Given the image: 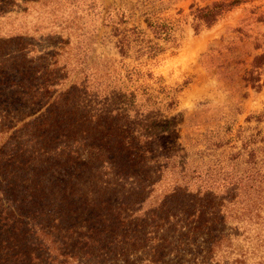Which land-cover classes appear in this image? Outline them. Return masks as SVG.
<instances>
[{"label":"trees","instance_id":"trees-1","mask_svg":"<svg viewBox=\"0 0 264 264\" xmlns=\"http://www.w3.org/2000/svg\"><path fill=\"white\" fill-rule=\"evenodd\" d=\"M237 2L193 4L196 31ZM101 12L0 0V264H264V111L186 149L183 86L124 61L163 54L174 27L110 14L121 65L89 62ZM243 80L264 88V51Z\"/></svg>","mask_w":264,"mask_h":264},{"label":"rangeland","instance_id":"rangeland-1","mask_svg":"<svg viewBox=\"0 0 264 264\" xmlns=\"http://www.w3.org/2000/svg\"><path fill=\"white\" fill-rule=\"evenodd\" d=\"M215 1L234 0H97L102 12L89 62L121 65L110 14L116 21L127 19V27L147 28L150 14L174 27L175 40L166 43L163 54L124 61L150 73V83L163 79L169 87L183 86L170 114L178 117L176 141L195 151L205 149L212 136L229 138L230 128L235 135L240 126H255L257 121L247 122V117L264 111V88L246 86L243 80L254 56L264 51V0H237L212 26L202 25L197 32L191 6Z\"/></svg>","mask_w":264,"mask_h":264},{"label":"bare ground","instance_id":"bare-ground-1","mask_svg":"<svg viewBox=\"0 0 264 264\" xmlns=\"http://www.w3.org/2000/svg\"><path fill=\"white\" fill-rule=\"evenodd\" d=\"M189 42H191V41H189Z\"/></svg>","mask_w":264,"mask_h":264}]
</instances>
